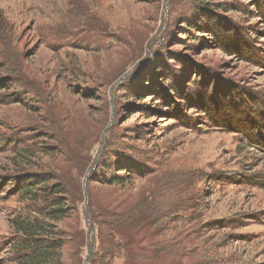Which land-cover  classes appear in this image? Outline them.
I'll return each instance as SVG.
<instances>
[{
    "label": "rangeland",
    "instance_id": "obj_1",
    "mask_svg": "<svg viewBox=\"0 0 264 264\" xmlns=\"http://www.w3.org/2000/svg\"><path fill=\"white\" fill-rule=\"evenodd\" d=\"M149 194L158 224L107 258L90 201ZM24 216L63 264H264V0H0V264Z\"/></svg>",
    "mask_w": 264,
    "mask_h": 264
},
{
    "label": "trees",
    "instance_id": "obj_2",
    "mask_svg": "<svg viewBox=\"0 0 264 264\" xmlns=\"http://www.w3.org/2000/svg\"><path fill=\"white\" fill-rule=\"evenodd\" d=\"M108 168V166L104 167L101 180H95L105 185H125L133 182L135 176L141 174L137 165L127 166L122 170L121 175L109 173ZM108 173L109 178L106 176ZM37 184L42 183L37 182ZM27 186L28 189H25L24 193L32 195L31 184L28 183ZM63 192L57 186H53L49 190L46 189L45 194L53 196ZM46 205H49V207L44 212L47 215L45 219L53 223L60 221L74 211L73 206H70L73 203L69 198L49 200ZM89 205L95 211H99V215L103 217L100 224L104 226L108 234V237L102 240L103 244L107 246L105 250L107 258L118 257L122 253L121 256L127 261L134 260L138 251V238L146 230H152V225L158 224L156 220L159 212L153 210L154 197L150 194L144 197L138 209L131 208L121 213L109 210L108 207L102 206V203L98 201H90ZM51 227L53 226H50L44 220H32L28 216H24L23 219L18 218V236L14 240V253L17 264H63L61 255L63 245L61 240L56 237L54 230H51ZM118 238L121 239V242L118 241Z\"/></svg>",
    "mask_w": 264,
    "mask_h": 264
},
{
    "label": "water",
    "instance_id": "obj_3",
    "mask_svg": "<svg viewBox=\"0 0 264 264\" xmlns=\"http://www.w3.org/2000/svg\"><path fill=\"white\" fill-rule=\"evenodd\" d=\"M92 247H91V250H90V252H89V257H88V259L86 260V264L90 261V256H91V254H92Z\"/></svg>",
    "mask_w": 264,
    "mask_h": 264
}]
</instances>
